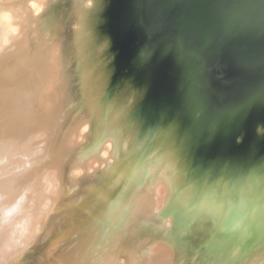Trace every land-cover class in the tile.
<instances>
[{
    "label": "bare ground",
    "instance_id": "obj_1",
    "mask_svg": "<svg viewBox=\"0 0 264 264\" xmlns=\"http://www.w3.org/2000/svg\"><path fill=\"white\" fill-rule=\"evenodd\" d=\"M85 1L0 0V264H186L191 250L178 231L202 208L218 213L226 228L249 217L247 244L224 256L214 254L216 238L202 252L194 248L188 264H264L263 135L244 140L229 161L206 160L189 170H181L180 159L164 165L165 175L148 172L149 162L139 166L149 152L143 143L118 169L87 172L121 152L106 127L95 142L96 132L88 131L94 118L98 131L107 103L105 43L93 33ZM54 3L59 11L51 10ZM74 79L81 97L71 88ZM240 169L261 181L234 189L223 175ZM171 187L179 189L168 220L177 221L175 229L155 212ZM224 206L234 209L221 214Z\"/></svg>",
    "mask_w": 264,
    "mask_h": 264
},
{
    "label": "water",
    "instance_id": "obj_2",
    "mask_svg": "<svg viewBox=\"0 0 264 264\" xmlns=\"http://www.w3.org/2000/svg\"><path fill=\"white\" fill-rule=\"evenodd\" d=\"M139 2L92 6L105 43L101 121L116 149L142 141L187 163L226 162L264 136V0Z\"/></svg>",
    "mask_w": 264,
    "mask_h": 264
},
{
    "label": "rangeland",
    "instance_id": "obj_3",
    "mask_svg": "<svg viewBox=\"0 0 264 264\" xmlns=\"http://www.w3.org/2000/svg\"><path fill=\"white\" fill-rule=\"evenodd\" d=\"M59 5H61L60 3H58ZM57 4V5H58ZM90 5L93 6V0H86L84 2L83 6ZM56 3H54V6H52L51 10L53 11L54 9L56 11H59V9L55 8ZM60 13V14H59ZM58 13V16L63 18L62 14H61V10ZM61 15V16H60ZM74 28L79 29L80 25H78L77 23L73 25ZM95 56V54H94ZM92 57V53H90L89 55H87L84 60L88 63L86 65L87 69H91L90 68V58ZM85 65V63H84ZM91 67H96L91 66ZM77 76V75H76ZM93 82L96 83L95 79L93 78ZM80 80L75 81V93L77 94V96L81 97L82 96V90H81V85H79ZM99 118V116H98ZM95 119V118H94ZM94 119L92 122L89 123V129L88 131H95L96 135L93 138V141H97L98 139H100L105 133H106V129L105 126L101 124L98 128V131H96L95 129V125H94ZM83 138H79L78 140H82ZM85 142L87 141V138L83 139L82 141ZM113 143V147H115L114 142ZM143 144L142 141H135L131 147L128 149V151L126 153H119V154H115L113 156H111L110 158H106V161H97V163L95 164V166L91 169H88L87 172L88 173H94L97 170L98 171H104V170H116L119 168V166L121 165V163L123 161H125L129 156H130V152L132 151H136L138 149H141V145ZM116 149V147H115ZM162 159L164 163L157 165L154 164L153 161L156 159ZM180 157L178 155H176L172 150L170 149H159L156 151H149L147 153H145L144 156H142L139 160L141 161L139 163V166H142L146 163H148V172H156V173H160V175H165L168 173V171L165 169V164L170 161V160H174L176 162L179 163L180 161ZM103 162V163H102ZM142 163V164H141ZM151 163V164H150ZM154 164V165H153ZM200 165V162L198 161H192L191 163H185L186 166H184L181 168V165L178 167L181 168V170H189L191 165ZM179 168V170H180ZM192 168V167H191ZM196 167L193 168V171L196 172L195 170ZM192 170V169H191ZM199 170V169H198ZM246 170H242L240 169L239 172L235 175H223L224 179H229L232 178V180H234V182L232 183V185H230L231 187H234V189H238L242 187V185L248 183L250 185H247L248 188H253L254 185H251L252 183H257V181H261L258 180L257 176H255V173H252L250 171L245 172ZM84 173V172H83ZM200 173V171H199ZM197 174V172H196ZM195 175V173H194ZM203 175V174H202ZM186 180H189L188 176L185 177ZM206 182H210L212 181L211 178L210 179H205ZM263 181V179H262ZM175 193L178 194L179 193V189H176L171 187L170 188V192L168 195V199L167 201H164L163 206L161 208H158V205H156V209L155 212H157L161 217L164 218L165 220V225L167 227H169L170 229H175L176 225H177V221L174 219V221L172 220L170 224H168V220L171 218V216L173 215V210L174 207L178 201V198H175ZM185 201V200H183ZM198 202L195 201V203L192 204V210H193V215L197 212L198 210ZM208 208H202L201 210H199V212L195 215L194 219L192 220V222L188 223L187 226L184 229H180L178 232L180 234V237L186 239V241L188 242V248L193 252L194 248H196V252H202L203 250H206L207 247H209L210 245H212V242L214 239L217 238L218 240V245L215 246V248H217L214 251V254L218 253L220 250L221 255H228L231 251H233L235 248L239 247V246H245L247 244V239H248V219L249 217H246L242 220H237L235 221L233 224L229 225L227 228L220 226V219L218 217V213H212L211 215H207L208 213ZM234 209V208H232ZM229 206H224L222 208V213H229L232 210ZM201 223V224H200ZM215 228V229H214ZM213 229V230H211ZM207 234V235H206ZM209 235V236H208ZM42 244V239L41 241H39L38 243L35 244L36 248L37 246ZM190 254L187 256V260H186V264L189 263V261L193 258V256L195 255V252H191ZM26 258H29L26 257ZM25 258V260H26ZM21 264H28L26 261L21 260Z\"/></svg>",
    "mask_w": 264,
    "mask_h": 264
},
{
    "label": "flooded vegetation",
    "instance_id": "obj_4",
    "mask_svg": "<svg viewBox=\"0 0 264 264\" xmlns=\"http://www.w3.org/2000/svg\"><path fill=\"white\" fill-rule=\"evenodd\" d=\"M151 3H152V0H140V2H139L140 6L146 8V9L149 5H151Z\"/></svg>",
    "mask_w": 264,
    "mask_h": 264
}]
</instances>
